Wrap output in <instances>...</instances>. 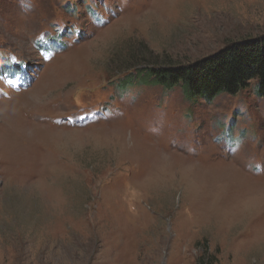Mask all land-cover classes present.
Wrapping results in <instances>:
<instances>
[{"label": "rangeland", "instance_id": "obj_1", "mask_svg": "<svg viewBox=\"0 0 264 264\" xmlns=\"http://www.w3.org/2000/svg\"><path fill=\"white\" fill-rule=\"evenodd\" d=\"M263 34L264 0H0V264H264L256 80L124 79Z\"/></svg>", "mask_w": 264, "mask_h": 264}, {"label": "trees", "instance_id": "obj_2", "mask_svg": "<svg viewBox=\"0 0 264 264\" xmlns=\"http://www.w3.org/2000/svg\"><path fill=\"white\" fill-rule=\"evenodd\" d=\"M135 78L137 83L159 84L166 90L179 87L187 99L205 100L220 92L237 93L254 79L257 95L264 97V34L258 39L228 44L198 63L150 64L138 68L124 77L125 83ZM200 245L202 253L196 264H221L218 250L210 252L207 240Z\"/></svg>", "mask_w": 264, "mask_h": 264}]
</instances>
